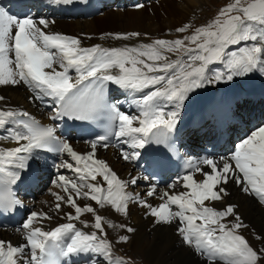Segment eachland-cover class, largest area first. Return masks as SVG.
<instances>
[{"label":"snow or ice","instance_id":"snow-or-ice-1","mask_svg":"<svg viewBox=\"0 0 264 264\" xmlns=\"http://www.w3.org/2000/svg\"><path fill=\"white\" fill-rule=\"evenodd\" d=\"M70 4L73 0H50ZM143 8V4H137ZM45 18L18 17L0 7V86L24 85L32 93L29 99L50 109L43 124L35 115L20 107L0 106V209L12 210L22 204L13 186L21 181V172L46 159L41 154L61 157L53 166L58 175L53 181L63 195L52 192L54 210L62 205L60 223L45 230L42 221L52 220L45 212H31L21 228L22 242L14 244L0 238V264H69L73 256L85 254L87 264H131L123 257L113 258L114 243L105 225L131 234L135 228L116 225L99 214L111 209L125 217L129 205L138 204L155 225L174 226L181 242L191 249L202 264H264V234L253 230L255 246L243 234L248 229L237 211L227 203L229 185L264 206V125L251 130L230 149V154L185 156L183 171L157 191L151 184L146 197H155L156 205L127 191L149 176L121 179L97 149L119 148L123 160L141 156L139 150L157 145L163 164L169 154L178 155L173 134L189 94L219 82H232L251 74L264 76V0H228L216 14L199 26L185 22L175 28V39H153L150 43L124 44L121 47L82 45L80 38L50 30ZM146 36V34H145ZM141 33H105L101 40H139ZM175 57V58H173ZM216 66V67H213ZM117 86L131 96L130 105L138 114L122 110L116 99ZM5 97L0 95V102ZM96 124L102 129L87 141L90 151L78 152L67 138L58 135L59 121ZM115 137L117 143H111ZM128 145L133 151L124 150ZM64 156L70 158L63 159ZM68 169L70 178L59 174ZM100 178V179H98ZM91 201L81 205L78 201ZM91 214L93 223L81 219ZM80 221L84 231L76 226ZM129 235H120L115 243L126 244Z\"/></svg>","mask_w":264,"mask_h":264},{"label":"bare ground","instance_id":"bare-ground-1","mask_svg":"<svg viewBox=\"0 0 264 264\" xmlns=\"http://www.w3.org/2000/svg\"><path fill=\"white\" fill-rule=\"evenodd\" d=\"M113 1L114 0H90L87 5L77 8L78 10L72 14L78 16L80 19H57L51 17L50 15H48L46 19L53 21V23L50 24L51 31L78 37L81 39L82 45L85 47H90L95 44H101L104 47H121L124 44H135L139 42L150 43L149 39L148 41L146 40L147 38L142 36L139 40L132 41L100 39V36L105 34L106 30L111 33L137 31L140 33L146 32L151 34L158 33L160 31L159 26L157 28H149L152 24L145 23L147 13L144 8H134L127 11H123L122 8H118L120 10L116 13L110 12L106 14L102 22L99 21L101 19L94 21V19L91 18L100 13L107 5L115 3ZM123 1L126 0H121L119 2ZM141 1L144 0H134L133 4L143 3ZM189 1L193 2V4H197L199 0ZM28 9L31 10L28 11ZM38 9L39 5H36L35 2L26 6L28 15L33 16L35 19H37L35 14L38 13ZM40 18H43L41 14L39 16V19ZM253 75L255 74L244 77L242 80L248 83H253V81H251L253 79L255 80ZM255 77H259L260 80L264 78V76H261L260 74H257ZM113 89H116V99L122 102V110L128 111L131 114V96H129V94L124 90L118 89L117 86H113ZM208 89L209 93L206 94ZM233 89L234 88L229 82H226V84L224 82H219L213 85H206L204 88L196 89L194 92L189 94V98L186 102L195 103L194 107H196V111L194 114H188V112H186L187 106L185 105L181 113L183 120L180 122L177 131L175 132L176 139L185 143L187 151L189 152L187 155L193 156L194 154L191 155V152L197 151L195 154H198L201 150L203 151L204 148H208L210 146H218L217 151H223L228 155L230 154V149L228 148L229 142L235 144L236 141L239 142V140L251 130L264 125V116L257 118H249L248 116V121H244L243 119L238 118L234 113L238 107V102H246L248 98L252 100L253 103H258L260 100L261 103H264V87L253 85L251 88H243L244 90L238 88L237 90ZM117 90L119 91L117 92ZM221 91H224L229 95L223 99H216ZM0 95L5 97V101L0 102V106L11 105L13 107H20L30 113H36V116L43 121L44 124L54 123L48 119L47 111H50V109L45 108L46 111H44V109L39 107L36 102L29 99L31 94L26 89V86H0ZM126 105L129 108L128 110L124 108ZM135 112L134 114H138ZM206 123H208V125H206ZM195 132L197 133L195 139L191 138V141L187 140V137L189 136L190 138ZM74 136L75 134L71 133V137ZM194 141L198 142L197 146L192 145ZM69 142L78 152L86 153L87 151H90V147L87 142H74L72 138L69 139ZM0 146L11 147L14 145L11 142L0 141ZM124 149L129 152L133 151L126 144H124ZM216 154L221 155V153ZM194 157H198V155ZM97 158L106 160L121 179L129 180L131 176H141L137 171H135L133 163L123 160L120 156V152L115 150L113 147H109L107 149L98 148ZM67 159L69 162H72L70 158ZM41 167L42 166L39 167L40 171ZM41 176L38 177L39 181H41ZM47 176L48 175H43L42 177L47 178ZM65 176L70 177L69 175ZM70 178H75V174ZM32 181H36V179L32 178L31 182ZM172 182L173 181L169 182V184ZM53 184L54 183H52V186L47 190L48 194L38 203V209H35L33 206L36 200L29 198L25 199L24 193L21 192L23 189L21 190L20 187H17V193L18 196H20L22 206L25 208V212L27 211L25 220L33 211L45 212L52 216V220L42 221V225L45 230H50L60 223H66L67 220L62 218L64 213L73 212V210L66 205H62V211L59 213L54 210V205L56 203L55 197L49 193L58 192L62 195L63 193L61 189L53 186ZM43 185L44 182L41 181L40 188ZM139 187L140 188L136 191L129 189L128 187L127 191L134 194H140L141 198H146L148 202L153 205L160 202L155 197H146L145 194L140 192L143 189H148V186L144 187L143 185H140ZM166 187L167 185L164 187L161 186L157 188V191L160 192L161 190L166 189ZM40 188L36 189L37 192ZM43 188L41 190H43ZM229 191L231 195L227 198L226 202L238 205L237 211L242 216L244 222L249 225L248 229L243 230V234L253 243V245L260 246L259 242L253 239L252 232L255 230L257 233L264 234V206L259 204L256 199L241 193L235 185H229ZM78 203L81 205L85 203H92L94 207L98 208V206L91 201L80 200ZM145 211L146 210L138 204H130L129 215L125 217L116 213L114 210L98 208L99 214L104 216L106 220H110L116 225L125 224L136 229L134 233L129 234L118 227L109 228L105 225L108 238L114 243L113 258L123 257L128 260L129 257L130 260L134 261H132L134 264L138 263L137 258H142L141 263L146 264H202L200 257H198L191 249L181 242L175 232L174 226L155 225L153 218L146 216ZM81 219L87 221L89 225L93 223L91 214H84ZM74 223L77 227L82 228L84 231L94 230L91 227L84 228V225L81 224L80 221H74ZM259 229L262 230V232ZM120 235H129L130 241L126 244L115 243ZM0 238L10 240L14 244H17L22 242V232H17L16 229L0 230ZM97 259L101 261V264H107L103 257H97ZM76 262L77 264L87 263L88 256L80 254L77 257Z\"/></svg>","mask_w":264,"mask_h":264},{"label":"rangeland","instance_id":"rangeland-1","mask_svg":"<svg viewBox=\"0 0 264 264\" xmlns=\"http://www.w3.org/2000/svg\"><path fill=\"white\" fill-rule=\"evenodd\" d=\"M119 1H121V0H114L113 1L117 5V7L116 6L113 7V3L109 4L100 13H98L97 15H95L94 17H91V18H93L94 21L101 19L99 21L102 22L105 15L110 13V12L116 13L121 8L123 11H127L130 9L137 8L136 7L137 4L132 3L133 0H129V1L126 0L123 2H119ZM124 2H125V5L122 6L121 4ZM141 2L144 3V4L143 3H140V4H143L145 6L143 8H144L145 12L147 13L146 14L147 19H146L145 23L146 24H152L149 28H157L158 26L160 27V31L158 33H153V34L146 33V32L141 33L142 37L147 38L146 40L149 39L150 41L149 40L148 41L151 42V40L157 39V38H161V39H175V38H177L179 34H177L175 32V28L178 26H181L185 22H193L197 26L208 22L216 14L218 8L222 7L225 3L228 2V0H199L197 4H193V2H191L189 0H187V1L186 0H144ZM128 6H130V7H128ZM118 8H120V9H118ZM77 18L80 19L79 17H77ZM68 19L71 20L74 18H68ZM106 33H111V32L106 30ZM145 34H146V36H145ZM257 74L253 75V77L255 78V80L254 79L251 80V81H253V83H248L246 81H243L242 78H234V80L232 82H229V83L234 88L233 90H235V89L237 90V88L244 90L246 88H251L253 85L264 87V78L262 80H260L259 77H255V76H257ZM256 80H258V81H256ZM224 83L226 84V82H224ZM209 89L206 92V94L209 93ZM219 94L216 97V99H223V98H226L227 95H229L228 93H226L224 91H221ZM260 99H262V98H260ZM241 104H243V103L238 102V106ZM195 111H196V107L193 106L192 110L188 111V114H194ZM131 114H134V113H131ZM237 117L243 119L244 121H248V119H247L248 115L247 116L241 115V116H237ZM249 118H253V117L249 116ZM209 123H210V121H209ZM206 125H208V123H206ZM187 140H189V136L187 137ZM192 145L197 146L198 142H194V143H192ZM65 158L67 159L69 157L66 156ZM64 173H66V174H64ZM64 173H63L64 175H69L70 177L74 175V173L70 172V170H68V169H66V171ZM41 175L43 176V174H40V176ZM42 176H41V181L44 182L45 186H47V185L48 186L46 187V190H43V192H41L40 194H39V192H40L39 191L37 197L34 199V200H36L35 204L33 205L35 209H38V203L41 201V199L43 200V198L48 194L47 190L52 186L53 181L57 177V176H51L50 177L48 175L47 178H43ZM49 180H50V182H47ZM140 184L143 185L144 187L148 186V188L150 186L149 185L150 182L144 181L143 179H140L138 181L137 185H134V186L129 185V189H133L134 191H136L137 189L140 188L139 187ZM53 186H55V185L53 184ZM157 188H159V187H157ZM147 190L148 189H143L140 192L143 194H146ZM21 192H24V190ZM51 193L52 192H50L49 194H51ZM260 231L262 232V230H260ZM128 260H130L129 257H128ZM141 260H142V258H140V259L137 258L138 263H135V264H146V263H141L142 262ZM130 261H131V264H134L133 260H130Z\"/></svg>","mask_w":264,"mask_h":264}]
</instances>
